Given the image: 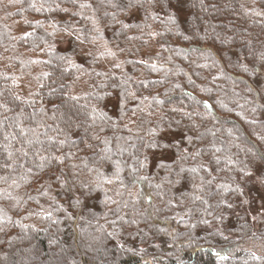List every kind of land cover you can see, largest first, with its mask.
I'll use <instances>...</instances> for the list:
<instances>
[{"label": "trees", "instance_id": "obj_1", "mask_svg": "<svg viewBox=\"0 0 264 264\" xmlns=\"http://www.w3.org/2000/svg\"><path fill=\"white\" fill-rule=\"evenodd\" d=\"M251 180L264 0H0V264H264Z\"/></svg>", "mask_w": 264, "mask_h": 264}, {"label": "rangeland", "instance_id": "obj_2", "mask_svg": "<svg viewBox=\"0 0 264 264\" xmlns=\"http://www.w3.org/2000/svg\"><path fill=\"white\" fill-rule=\"evenodd\" d=\"M249 188L250 190L245 193L244 199L248 203L250 218L259 224L257 225L259 228L264 223V184L251 180ZM245 212L246 210L241 209L237 215Z\"/></svg>", "mask_w": 264, "mask_h": 264}, {"label": "snow or ice", "instance_id": "obj_3", "mask_svg": "<svg viewBox=\"0 0 264 264\" xmlns=\"http://www.w3.org/2000/svg\"><path fill=\"white\" fill-rule=\"evenodd\" d=\"M82 7H83V5H82Z\"/></svg>", "mask_w": 264, "mask_h": 264}]
</instances>
